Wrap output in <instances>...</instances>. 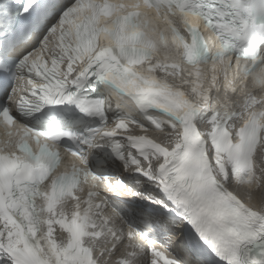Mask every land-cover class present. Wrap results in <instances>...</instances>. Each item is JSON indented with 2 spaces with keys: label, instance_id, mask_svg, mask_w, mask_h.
Wrapping results in <instances>:
<instances>
[{
  "label": "snow or ice",
  "instance_id": "obj_1",
  "mask_svg": "<svg viewBox=\"0 0 264 264\" xmlns=\"http://www.w3.org/2000/svg\"><path fill=\"white\" fill-rule=\"evenodd\" d=\"M0 129V264H264V0H0Z\"/></svg>",
  "mask_w": 264,
  "mask_h": 264
},
{
  "label": "rangeland",
  "instance_id": "obj_2",
  "mask_svg": "<svg viewBox=\"0 0 264 264\" xmlns=\"http://www.w3.org/2000/svg\"><path fill=\"white\" fill-rule=\"evenodd\" d=\"M165 134H166V133H163V134H161V136L164 138Z\"/></svg>",
  "mask_w": 264,
  "mask_h": 264
}]
</instances>
